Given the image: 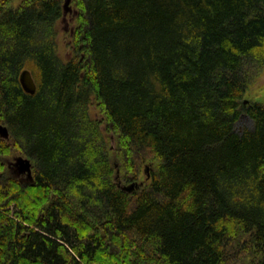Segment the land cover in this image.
I'll list each match as a JSON object with an SVG mask.
<instances>
[{
  "label": "trees",
  "instance_id": "obj_1",
  "mask_svg": "<svg viewBox=\"0 0 264 264\" xmlns=\"http://www.w3.org/2000/svg\"><path fill=\"white\" fill-rule=\"evenodd\" d=\"M12 2L0 264H264V102L242 106L264 68V0H70L65 60V1ZM15 154L31 179L8 172Z\"/></svg>",
  "mask_w": 264,
  "mask_h": 264
},
{
  "label": "rangeland",
  "instance_id": "obj_2",
  "mask_svg": "<svg viewBox=\"0 0 264 264\" xmlns=\"http://www.w3.org/2000/svg\"><path fill=\"white\" fill-rule=\"evenodd\" d=\"M22 0H13V2L10 4V7H16L21 3ZM65 1V0H64ZM68 7L70 8L66 13L64 14V19H59L56 22L55 28L57 31V52L58 55L62 59L69 58V50L67 48L66 42L68 41L67 32H69V29H71L72 26L75 24V14L73 11L72 3L68 4ZM261 100L264 102V68L259 69L254 76L251 78V82L248 86V91L245 94V97L242 100V106L245 107L244 103H246L249 100ZM91 114L94 118L98 117V110L97 109H91ZM239 126H251L252 122L250 118L247 116L245 112L240 117V120L238 122ZM113 143V142H111ZM19 154H15L12 157L8 159V172L12 175H17L21 179L27 178L26 172L18 171V165L16 163V158ZM110 155H112V152H110ZM116 161V160H115ZM145 165L148 166L146 169ZM150 163H145L142 165L141 168V174L139 176L138 180H145L146 174H148L150 170ZM130 183H125V185H128Z\"/></svg>",
  "mask_w": 264,
  "mask_h": 264
},
{
  "label": "water",
  "instance_id": "obj_3",
  "mask_svg": "<svg viewBox=\"0 0 264 264\" xmlns=\"http://www.w3.org/2000/svg\"><path fill=\"white\" fill-rule=\"evenodd\" d=\"M70 0H65L64 3V14L66 11H68L70 8L68 7ZM19 81L23 87V89L30 94H33L36 90V83L35 80L31 74V71L29 69H24L19 76ZM0 135L7 138L8 137V130L5 126L0 124ZM17 165L20 164V171L27 173V178L32 177V164L28 157H23L18 155L16 158ZM148 166H146V169ZM142 184V183H140ZM135 187H138V183H130L128 185L122 186V188L128 192H131Z\"/></svg>",
  "mask_w": 264,
  "mask_h": 264
},
{
  "label": "flooded vegetation",
  "instance_id": "obj_4",
  "mask_svg": "<svg viewBox=\"0 0 264 264\" xmlns=\"http://www.w3.org/2000/svg\"><path fill=\"white\" fill-rule=\"evenodd\" d=\"M18 171H20V164L18 165Z\"/></svg>",
  "mask_w": 264,
  "mask_h": 264
},
{
  "label": "bare ground",
  "instance_id": "obj_5",
  "mask_svg": "<svg viewBox=\"0 0 264 264\" xmlns=\"http://www.w3.org/2000/svg\"><path fill=\"white\" fill-rule=\"evenodd\" d=\"M9 137V136H8ZM139 184V183H138Z\"/></svg>",
  "mask_w": 264,
  "mask_h": 264
}]
</instances>
